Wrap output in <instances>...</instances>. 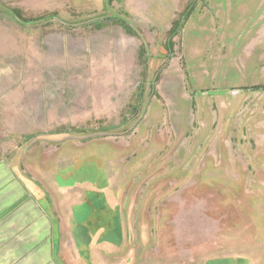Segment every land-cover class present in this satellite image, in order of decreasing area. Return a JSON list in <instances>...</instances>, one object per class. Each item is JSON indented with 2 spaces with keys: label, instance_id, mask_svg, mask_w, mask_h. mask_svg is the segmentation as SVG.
Wrapping results in <instances>:
<instances>
[{
  "label": "rangeland",
  "instance_id": "374dc122",
  "mask_svg": "<svg viewBox=\"0 0 264 264\" xmlns=\"http://www.w3.org/2000/svg\"><path fill=\"white\" fill-rule=\"evenodd\" d=\"M0 160L88 193L91 264H264V0H0Z\"/></svg>",
  "mask_w": 264,
  "mask_h": 264
},
{
  "label": "crops",
  "instance_id": "0c3cea01",
  "mask_svg": "<svg viewBox=\"0 0 264 264\" xmlns=\"http://www.w3.org/2000/svg\"><path fill=\"white\" fill-rule=\"evenodd\" d=\"M56 182L44 180L43 175L23 174L0 160V264L95 262L90 253L82 258L81 250L90 251L96 245L90 233L98 230L96 206L82 203L91 198L77 185ZM82 205L88 206L89 213L80 222L76 210ZM113 207L107 198L106 208ZM113 216L104 213L99 230H121L114 227ZM86 232L88 239L82 241Z\"/></svg>",
  "mask_w": 264,
  "mask_h": 264
}]
</instances>
